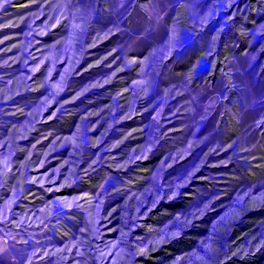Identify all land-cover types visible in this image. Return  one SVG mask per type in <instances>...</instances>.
Returning a JSON list of instances; mask_svg holds the SVG:
<instances>
[{"label":"rangeland","instance_id":"374dc122","mask_svg":"<svg viewBox=\"0 0 264 264\" xmlns=\"http://www.w3.org/2000/svg\"><path fill=\"white\" fill-rule=\"evenodd\" d=\"M0 264H264V0H0Z\"/></svg>","mask_w":264,"mask_h":264}]
</instances>
